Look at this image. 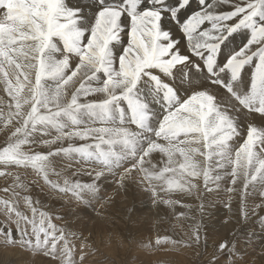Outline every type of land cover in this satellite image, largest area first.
<instances>
[{
	"label": "snow or ice",
	"instance_id": "1",
	"mask_svg": "<svg viewBox=\"0 0 264 264\" xmlns=\"http://www.w3.org/2000/svg\"><path fill=\"white\" fill-rule=\"evenodd\" d=\"M50 2L24 0L20 4L18 0V7L13 11L6 0H0V75L4 77L0 80V90L17 108L21 102L33 103L36 105L33 110L38 112L43 105L48 114L39 115L42 123L53 122L63 127L59 118L64 116L73 125H79L77 114L81 111L97 118V127L64 133L69 140L88 143H70L63 151L83 153L96 161V168L83 174L87 180H74L73 188L62 191L70 193L78 204L88 206L93 200L103 198L102 184L108 177L115 176L118 186L125 188L129 178L138 172L140 182L145 184L143 190L154 205L165 211L172 210L177 220L192 219L190 211L176 212L177 207L191 208L173 198L187 189L180 179L168 176L175 170L164 166V157L167 155L170 162L171 153L159 141H169L183 133L175 131L176 117L165 119L171 111L168 107L171 98L164 100L163 97L171 89L177 94V101L183 102L178 96L179 90L190 96L206 91L197 81L201 73L209 76V83L219 81L220 91L235 101V110L251 118L247 124L248 135L239 151L247 157L252 149L264 146V126H260L264 125V0H126L124 8L130 14H121L122 20L112 29L116 38L109 39L107 45L103 40H93L91 31L80 27L79 19L76 25L68 23V13L81 17L80 5L73 4L72 0H55L50 8ZM112 7L119 10V6L109 5L107 0H95L93 12L99 16ZM133 17L143 18L142 28L133 23ZM134 28L143 44L129 42ZM154 32L157 34L153 41ZM20 40L34 43L27 45V51L23 45L13 47ZM153 43L159 51H166L159 60L176 56L183 57V61L166 69L154 57L153 66L144 69L148 76L141 73L139 78L127 75L124 65L118 66L117 57L127 60L131 56L135 60L139 56L143 60L146 51L151 52ZM21 58L30 61L26 65L30 71L22 73L23 79L12 71L20 67ZM32 69L36 71L35 83L29 79ZM185 70H190L193 77L187 84L182 75ZM249 70L248 82L244 84V74ZM145 79L151 81V89L156 94L153 103L159 99L164 106L157 127L151 123L152 105L142 99L141 85ZM46 80L62 81L55 94L49 92ZM25 90L28 95L24 94ZM62 93L67 97L66 103H61ZM53 105L55 111H52ZM114 111L119 112L122 123L125 113L130 114L129 122L135 130L108 127ZM223 118L233 131L239 132V116L224 109ZM121 135L124 139L117 150L118 141L114 137ZM188 167V164L180 165L181 170ZM257 179L261 178L252 177ZM261 199L264 200V195ZM261 207L256 203L253 212L257 214V223L264 226V215H259ZM57 219L62 217L38 210L34 204L30 205V211L5 205L0 213V240L21 250L42 253L49 257V264H83L85 241L69 227L58 226L54 222ZM193 238L199 239L198 228ZM155 242L176 243L170 236L159 235ZM217 247L226 257L224 264H231L233 256L243 258L234 241L223 239Z\"/></svg>",
	"mask_w": 264,
	"mask_h": 264
},
{
	"label": "rangeland",
	"instance_id": "2",
	"mask_svg": "<svg viewBox=\"0 0 264 264\" xmlns=\"http://www.w3.org/2000/svg\"><path fill=\"white\" fill-rule=\"evenodd\" d=\"M15 1L18 2V0H6V3L9 6H11V9L13 11H15V9L18 7L17 4H14V3H16ZM51 1L52 2H50V8L55 4V0H51ZM84 1L86 2V4H79V0H72L73 4H78L82 7V13H81L80 18L74 17L72 14L68 13V15L70 17V19L68 20V23H70V24L72 23V25H76L77 20L79 19L80 27L91 31V33H92L91 35H92L93 40H98L100 38L101 40H103L105 42V45H107L109 39H112V38L115 39V35H113V33L111 34V31L113 28H116L117 24L120 22V20H122V17H120V19H119V16L122 13L125 15L130 14V13H128L126 11V9H124V7L122 8V6L119 5V10H116L115 7L106 8L105 12H103L99 16H96L93 12V5L95 3V0H84ZM19 2H21L23 4L24 0H19ZM14 5L16 8L14 7ZM109 5L117 6V4L115 5V4H111V3ZM86 11H88V12H86ZM109 12L112 14V17H111V14H109ZM108 16H109V18H107ZM104 19H105V26L102 29V27H103L102 22L104 21ZM106 19H107V21H106ZM118 20H119V22H117ZM111 23L115 26L113 27V25ZM133 23L142 28V26H143L142 24H144V21H143L142 17L141 18L133 17ZM138 24H140V25H138ZM110 28H112V29H110ZM153 28H155L154 24H153ZM102 30H103V32H102ZM134 31H136L135 28L133 29V33H130V35H132V36L134 35V37L129 42L130 43L139 42V44H142L143 40L139 38L140 33L139 32L134 33ZM137 33L139 34V37H138ZM93 34H95V35H93ZM156 34L157 33H155V32L153 33V39L154 40H155ZM120 35H123V33H120ZM30 43H34V42L20 40V41H18V43L16 45H13V47H20L21 45L27 46L25 44H30ZM153 45H152L153 47H152L151 52L146 51L147 54H145V57L143 60H141L139 56H136L135 60H133L132 57L129 56L127 61L123 57H117L118 66L124 65L125 66L124 71L127 75L132 76L134 78H139L141 73H144L145 77L148 76V73L144 72V69L153 66L154 57L157 58L156 63L159 66L166 68V69L169 68L174 63L179 64L183 61V59H182L183 57L175 58V56H173L174 58H172L171 60H159L158 57H160L162 55H166V51L161 52L155 48L156 47L155 44H153ZM127 51L128 50H125L126 55H127ZM154 51H156V52H154ZM46 59H47V57H46ZM134 67H135V69H134ZM182 75L184 78V82L186 84L189 82H192L193 77H192V72L190 70H185V72L182 73ZM203 76L205 77V79ZM189 77L191 79H189ZM208 77L209 76H205L204 74L201 73L198 81H200V79L201 80L203 79V81L198 85L204 89L205 88L208 89L210 87L216 88V89L219 88V81H217L216 83H209ZM210 78L211 77H209V79ZM153 79H155V77H153ZM246 79H247L246 74H244V78H243L244 84H245L244 80H246ZM82 82H83V80H81V83ZM61 83H62V81H59V80H46L45 81V85L47 86L48 90H51V91L52 90L57 91V88L59 87V85ZM241 87H243V85ZM141 91L143 93L142 99L146 100V98H147L148 103L152 105L153 119H152L151 123H152L153 127H156V126H158L157 123L159 124V119H160L161 114L163 115L164 106L160 102L159 99H157V102L153 103V98L156 96V94L151 89V81L145 79L141 85ZM202 92L203 91H198L197 94H202ZM176 95L177 94L172 93L171 89H169L168 92L165 93V96L163 97L164 100H168L169 98H171V103L168 105V107L171 109V111H169L168 116L165 117V119L168 120V119H171L173 117H176V118H183L184 117L187 119L188 118L195 119L196 122L194 123V125H189V124L188 125H181V126L175 125V128H176L175 131L177 133H183V134L173 137V139H174V140L172 139L173 141L172 140H169V141L160 140L159 141L160 144H162L166 149L169 150L172 158L174 156H176L178 153H180L181 151L188 152L190 149L195 147L196 144L193 143V140L190 139V136H193V138L196 140H201V141L206 140L208 142H211L213 138H219L220 137L221 139H224V140L229 139L228 142H234L232 145H233V147L235 146V149H234L235 151L232 154H230L229 157H226V158L222 157V154L224 152L223 150L217 151V148H216V150H214V152L212 153L211 151H208V149H207L206 151L208 152V154L205 156V161L203 163V166H204L203 172L200 174H195V175L192 174L193 172H190L189 175L194 177V179H196L195 181L192 179L193 183L197 184L199 181L201 183L200 189H199V191H197V193L195 195L196 196L195 197L196 202L194 201L193 196H190V194L192 193V188L189 187L186 183L184 184L182 182L181 183L185 186V188L187 190L183 191L182 193H178L177 195H175L173 197L174 199L182 200L185 204L189 203V202L185 201L186 197L192 198L191 199L192 200L191 208L187 209V210H190V211L192 210L193 212H194V210L196 211L195 217L198 219L197 226L201 227V228H199L200 239L196 240L197 244L199 243L197 246L190 244L188 241L190 236H191V231H188L186 233V235H182L181 233L178 232L179 229L177 228V219H175V217L169 219V217L167 218V216H165L166 218L158 216L160 221H158L159 219L158 220L154 219L155 218L154 217V214H155L154 203L152 201V198L143 190L145 187V184L140 182L138 172L133 174V176H135L137 174V179L131 181L125 188H120L118 186V181H117V178L115 176H113L109 182L105 180L102 184V188H103V191L105 194L103 196V198H97V199L93 200L88 206H84L82 204H78L76 202V200L74 198H72L70 193L66 194L65 191H62V189L67 190V189L73 188L74 185H73L72 181L78 180V175L76 176L75 179H71L67 183L65 181L61 184L60 182L57 181V179L62 178V177L57 178V176H55L56 172L54 174V173H51L50 171L47 170V168H49L50 166L46 167L45 171L47 172V174L45 173V171L44 172H42L43 170L41 171V167L39 165L36 166L37 170L34 169L33 165H31L30 168L27 166V168L30 170L29 172L31 174H29L26 170L22 171L21 165L18 164V163H20V160L17 159V157H18V153L16 151L17 147H15V145H14V144H16V142H17V144H20V141H18V139L22 135L27 134L29 131H33L34 134L39 139V141H41L42 143H47L49 141L44 140L45 135H47L45 132L54 131V135L52 137H55L56 139H58L59 136H63L64 133H66V132L72 133L74 130H77V129L97 127L98 124L95 122L97 120V118L90 116L87 112H84V111H81L80 113L77 114L78 119L80 120L79 125H73V123L64 116H61L59 118V121L63 125V129H64V132H62L63 133L62 134V133H60L61 127H58L56 123H53V122H43L42 123V122H40L39 115H41V114H38L37 118L32 120V118H29L26 116L24 118L23 117L24 111L23 112L19 111L16 113L17 116L14 117L11 113H9L8 111L4 110L3 107H1L0 116L2 117V119L3 118L4 119H3V121L0 122V131L2 132V133L0 132V135L2 134L0 136V144L2 145V146H0V148L2 147L1 152H0V191H1L0 192V195H1L0 196V203H1L0 204V213H3V211H4L3 209H4V206L6 203H7L6 205H8V207L10 209L13 208L14 206H16V207H19L21 209L27 208V209H29V211H30V205L34 204V206L38 210L41 209V210H45L47 212H50V213H52V215L54 217H57V216L62 217V219H57L54 222L58 226L69 227V229L71 231H75L77 233V235L79 237L83 238V240L85 241V244L83 245V247H84V251L86 253V256H85V259L83 261V264H86V263H88V264H124V263L125 264H162V263L163 264H185V263L186 264H213V260L215 258H219L217 261V264H224L226 257L223 256L218 251V247H216L214 245L215 242H212L208 237L203 239V235L201 234V231L203 229L202 227L205 226L206 228H208V227L210 228V227L221 226L223 223L228 222L230 219H232L234 217H238L239 223L236 224L237 225L236 229H234L232 227H228L225 230V232H226V236H225L226 238L225 239H227L229 242H232V241L235 242L236 250L242 254L243 258L237 259L235 256H233L232 260H231V264H255L256 259L261 257L260 254L264 250V242L262 241V240H264V226L257 223V219H258L257 214L254 213L253 209H252L256 203H260L261 205H263L262 199H261L262 196H260V195L262 193H264V146H257L256 148L252 149L251 153L247 157H245L244 172H243L241 178H239L240 176H238L236 174V172H237L236 171V159L238 156L237 152L238 153L240 152L239 150L241 148V145L244 143V138L248 135L247 123H248L249 119L244 120V119L240 118V120L238 121L239 132L237 133V132L233 131L232 128L229 126L228 122L226 120H224L223 110L221 109V107L218 106V108H212V107L210 108V106H206V105H204V103L203 104L199 103V106L201 107L200 110L194 111V109H192V106L190 105L192 102H194V100H193L194 95L190 96L189 93H185L183 91V89H180L178 96L183 97V102H178L176 99ZM184 97H186V98H184ZM0 104L2 105V104H4V102H2V100H1ZM220 105H222V107H223V105H226V104L222 102V103H220ZM18 109H20V108H18ZM202 109H204V113H206V114H202V112H203ZM55 110H56L55 108L52 109V111H55ZM190 110H192V111H190ZM187 111H189V112H187ZM215 111H216V113H215ZM126 114H128V113L126 112L125 116H126ZM193 114H196L197 117H195V115H193ZM209 114H212V115H209ZM2 115H4V116H2ZM44 115H46V114H44ZM207 115H209V116H207ZM233 116H236V114L233 113ZM5 117H8V118H5ZM23 119L24 120L26 119V120L23 121ZM126 120H127V118H125L124 122L122 123L120 120L119 112L114 111L113 112V118L111 121L108 122L107 126L112 128V129L128 128L131 130H135L134 125H132L129 122V119L127 120L128 122ZM157 120H158V122H157ZM242 120H243V122H242ZM31 121L33 123L34 128L30 130ZM12 126L13 127L15 126V127L13 128ZM21 126H22V128H21ZM8 127H10L11 130L7 133L3 129H7ZM225 128H226V130H225ZM4 132L7 134V136H6V134L4 135ZM41 132H43V133H41ZM18 136H20V137L17 139ZM63 138H65V137H63ZM3 139H5V140H3ZM114 139H116L118 141L117 145H115V147H117L118 145L120 146V144L123 142L124 138L121 135V136H115ZM50 141H54V139H52ZM84 143H88V142H84ZM71 144L79 145L81 143H77V144L71 143ZM220 144H222V142ZM3 146H5V148ZM63 146H64V148H66L68 146V144L63 145ZM63 146L61 145L57 148L62 153L61 154L62 156L60 157L57 155L55 157L62 158L63 155H64V157H66V156L68 157V158H65V160L68 161V168L66 167V170L73 171L71 163H74V162H75L74 164L76 166H77V162H78L83 167L86 166V167L93 169V170L96 168V161L94 159H89L83 153H76V152L66 153L63 151V149H64ZM105 147H107V146H105ZM54 149H56V148H54ZM5 152H7V153H5ZM2 153L4 155H6L7 157L3 156ZM218 154L221 157L217 156ZM13 156L15 158H13ZM4 158L6 161L4 160ZM48 158L52 159L51 156H49ZM34 161L36 162V159H32L30 162L33 163ZM4 162H5V165H4ZM7 163H9V164H7ZM22 163H24V162H22ZM33 164L36 165V163H33ZM42 165H43V167H45L43 163H42ZM178 166H179V163L176 161L175 165H174V170H175V171H173L174 173L177 172ZM5 167H7V169ZM228 167L231 169H229ZM38 168L40 169L39 171H38ZM226 168H228L227 171H226ZM51 169L55 170L56 168H51ZM248 169H249V171H248ZM228 171L230 174H228ZM40 172L43 173L42 177L38 174ZM22 173L23 174L28 173V176L26 177V180H25L26 184H27V182L32 181L33 183L37 184L36 185L37 187L34 186V184H31L33 187L31 185H29L26 189L27 191H23V190L21 191V189L18 190L17 188H16L17 190L13 189L16 185V183H12L13 182L12 180L14 179L13 177H15L17 175L21 176ZM79 173L81 174L79 180L85 181L88 179L87 176L83 175L84 174L83 171H79ZM200 175H201V177H200L201 179L198 178ZM254 176L260 177L261 179L252 180V177H254ZM212 178H214V179H212ZM209 179L214 180V183L220 189L219 192H214V190H213L214 187H212L211 183H208ZM226 179H229V181H227ZM1 180H4V182L2 183ZM9 180H10V183H8ZM107 182L110 185L106 184ZM227 182H228V184H227ZM221 183L226 184V185H221ZM258 184H260L261 186ZM243 185H245V186H243ZM104 186H106L107 188L109 187L108 190H106L107 188ZM10 187L12 188L11 190H10ZM259 187H261V188H259ZM6 188H8L9 191L5 190ZM127 188L129 189L128 196L130 198H132L133 201L131 203V206H129V208L127 210H123L122 212L119 213V210L122 208L116 207V209H115L112 207V205L114 204L115 201L120 202V200L116 199L117 195H115V192L119 189L121 191L125 192ZM139 188H140V190H139ZM2 189H4V190H2ZM259 190H261V192H262L261 194L259 193ZM29 192H31L33 196H31V193H29ZM27 194H29L28 195L29 197L25 196ZM182 195L184 196L183 198H182ZM4 198H6V199L3 200ZM199 199H201V201ZM137 200H139V201H137ZM58 201H59V203H58ZM147 202H149V203L147 204ZM151 202L153 205L151 204ZM11 203H12V205H11ZM242 203L245 204L244 209L247 210L245 213H244V210L242 209ZM91 206H92V209H91L92 213L89 214L87 211H89L88 208H91ZM148 207L150 209H148ZM111 208H112V210H111ZM129 209L132 210L131 214L129 213ZM139 209H140V212H139ZM1 210H3V211H1ZM123 212H125V213H123ZM151 212H153V213H151ZM75 213L79 217H76L74 215ZM262 213H264V211L260 212L259 215H264ZM112 214H114V215H112ZM117 214H118V216H117ZM151 214H152V216H148ZM246 215H248V217H246ZM131 216L133 217V220L138 224V227L143 229L142 231H137L135 234V239L132 240L135 248H133V247L131 248V246H129V244L132 245V243H130L129 238H128V240H125L126 238H124L123 235H121V237H117V239H119V240H117L115 238V236L112 234L113 232L109 233V235L112 238L109 239V237L104 235V237H103L105 240L104 242L98 241V237L96 235H94L93 230H95L94 229L95 224L93 225V223H95V222L97 223L100 218H101L100 221H102V219H103L104 222L110 221V223H112V224H114L116 221L117 222L123 221L124 223L126 222L125 223L126 225L121 224L119 227H122L123 230L125 228L126 231H129L131 229V227L128 226V228H129L128 229L127 224H128V221L131 219ZM106 217H107V220H105ZM118 217H120V218H118ZM112 220L114 223L112 222ZM141 221H143V222H141ZM143 223L146 225L143 226L144 225ZM161 223H165V224H167V226L164 224L162 225ZM168 225H170L173 229ZM173 225H175L176 227ZM124 226H126V227H124ZM154 226L155 227L160 226L159 231H156L158 229H156ZM163 226H165V227H163ZM144 228H146V229H144ZM149 228H150V230H149ZM210 231H212V230L210 229ZM168 232H170L171 235ZM144 233H147V234H144ZM239 233H244L245 234L244 238L243 237L238 238L237 235ZM172 234H173V236H172ZM158 235L159 236L160 235L170 236V237H172V239L174 241H176V243L162 242V243L157 244L155 242V239ZM180 236H183V237L181 238ZM93 237H95V238H93ZM185 237H187V238H185ZM89 240H90V242H89ZM94 240H96V241H94ZM249 240H250V242H248ZM95 242L97 243L98 246L95 245L96 244ZM112 242H113V244H112ZM211 242H212V244H211ZM76 244L78 245V247L80 246V240L79 239L76 240ZM118 244H119V247L117 248ZM198 246H199V248H198ZM0 247H1L0 258L5 254L4 252H11V253L13 252V255H14V252H16V253L20 252L19 256H23L24 253L29 254L28 256H30V258L29 257L26 258V262H25L26 264H35L36 262L33 259L34 257H38V258L41 257L44 259V260H42V262L40 264H49V261H48L49 257H45V255H43L42 253H32L30 251L21 250L19 248L4 244V242L2 240H0ZM114 248H117V251ZM130 249H132L133 252L130 251ZM21 251H23L24 253H22ZM127 252L129 253V255ZM2 253H4V254H2ZM114 254H117V255H114ZM157 256H158V258H157ZM170 256H172V257H170ZM174 258L176 259V261L171 260ZM22 259H23V257L21 258V260ZM117 259L119 261H117ZM119 262H121V263H119Z\"/></svg>",
	"mask_w": 264,
	"mask_h": 264
},
{
	"label": "bare ground",
	"instance_id": "3",
	"mask_svg": "<svg viewBox=\"0 0 264 264\" xmlns=\"http://www.w3.org/2000/svg\"><path fill=\"white\" fill-rule=\"evenodd\" d=\"M16 3H14V4H17L18 5V2L17 1H15ZM52 2V1H51ZM92 2V1H91ZM107 2H108V4H117V6H119V5H121L122 6V8L124 7V3L126 2V0H107ZM20 4H22L21 2H19ZM53 4V3H52ZM79 4H86V2L84 1V0H79ZM14 7H15V5H14ZM16 8V7H15ZM125 9V8H124ZM86 12H88V11H86ZM105 12V11H104ZM70 14H72V13H70ZM87 14V13H86ZM109 14H111L110 12H109ZM120 15V14H119ZM118 15V16H119ZM85 16V15H84ZM90 16V15H89ZM117 16V17H118ZM72 17V16H71ZM105 17V16H104ZM111 17H112V14H111ZM120 17H122L121 15L119 16V19H120ZM90 18V17H89ZM107 18H109V16L107 17ZM82 19V18H81ZM97 19V18H96ZM114 19V18H113ZM106 21H107V19H106ZM121 21V20H120ZM84 22V21H83ZM97 22V21H96ZM117 22H119V20L117 21ZM70 24V23H69ZM72 24V23H71ZM112 24V23H111ZM110 24V25H111ZM92 25V24H91ZM96 25V24H95ZM102 25H103V27H102V29L104 28V26H105V19H104V21L102 22ZM113 25V24H112ZM138 25H140V24H138ZM143 25V24H142ZM155 25V24H154ZM115 25H113V27H114ZM143 27V26H142ZM100 28V27H99ZM90 29V28H89ZM110 29H112V28H110ZM93 30V29H92ZM105 30V29H104ZM108 30V29H107ZM26 31V30H25ZM102 32H103V30H102ZM136 31H134V33H135ZM92 34V33H91ZM111 34H112V31H111ZM138 34V33H137ZM93 35H95V34H93ZM105 35V34H104ZM107 35V34H106ZM133 37H134V35H133ZM138 37H139V34H138ZM116 38V37H115ZM140 38V37H139ZM100 39V38H99ZM98 39V40H99ZM106 39V38H105ZM112 39H114V38H112ZM135 39V38H134ZM101 40V39H100ZM153 41H154V39H153ZM143 44V43H142ZM154 44V43H153ZM25 45H28V44H25ZM154 46V45H153ZM152 46V47H153ZM234 47V46H233ZM156 48V47H155ZM157 49V48H156ZM25 50L27 51L28 50V48H27V46H25ZM154 52H156V51H154ZM134 55H135V53H133ZM147 54V53H146ZM154 54V53H153ZM157 54V53H156ZM174 58V57H173ZM175 58H177L176 56H175ZM183 59V58H182ZM127 61V60H126ZM30 61H28V60H26V59H24V58H21L20 59V61L18 62L19 64H20V67L19 68H13L12 69V71H14L17 75H20V78L21 79H23L24 77H23V75H22V73H24V74H26V73H29V69L26 67V65L29 63ZM33 63H34V61H32ZM142 62V61H141ZM144 64V63H143ZM147 64V63H146ZM130 67V66H129ZM141 67V66H140ZM134 69H135V67H134ZM144 69V68H143ZM133 70V69H132ZM84 70H82V72H83ZM246 74V80H244V82H245V84H247V82H248V78H249V76H250V70L248 71V72H246L245 73ZM35 77H36V71H35V69H32L31 70V73H30V76H29V79L33 82V83H35ZM204 77V76H203ZM3 75H0V80H3ZM13 79V83H15V78L13 77L12 78ZM189 79H191L190 77H189ZM193 79V78H192ZM204 79H205V77H204ZM207 79V78H206ZM211 79V78H210ZM209 79V77H208V80H210ZM203 81V79L201 80L200 79V81H198L197 83L198 84H200L201 82ZM217 82V81H216ZM175 83H179V81H176ZM190 83V82H189ZM47 87V86H46ZM68 87H72V85H69ZM206 89V91H203L202 92V94H196V95H194V97H193V100H194V102H192L190 105L192 106V109H194V111H199L200 110V106H199V103L200 104H203L204 103V105H206V106H210V108L212 107V108H218V106L219 107H221V109L222 110H224V109H228L229 111H231V113H232V115H233V113H235L236 114V116H239L241 119H246V120H250L251 118L250 117H248V116H246L242 111H240V112H237L236 110H235V108H236V105H235V101L234 100H232V99H230V97L228 96V95H226L225 93H223V92H221L220 91V89L219 88H212V87H210V88H205ZM49 92L50 93H52V94H55V92L56 91H54V90H49ZM25 95H28L29 93L27 92V90H25V93H24ZM213 97H215L216 99H215V101L213 100ZM183 98V97H182ZM184 98H186V97H184ZM149 99V98H148ZM1 100H2V102H4V104H0V109H1V107H3L4 108V110H6V111H8L9 113H11L14 117L15 116H17L16 115V113L17 112H23L24 111V115H23V117L25 118V116L26 117H29V118H32V120L33 119H35V118H37V115H38V113L39 114H41V115H44V114H47V110L46 109H44V107H43V105H40L39 106V108H38V112L37 111H34L33 109L36 107V105H34L33 103H28V104H24L23 102H21V106L19 107L20 109H18L17 107H15L14 106V102L13 101H11L10 100V98L8 97V95L3 91V90H0V102H1ZM146 100H147V98H146ZM67 102V97H64L63 96V93H62V96H61V103H66ZM225 103L226 105H223V107H222V105H220V103ZM9 104H13V106L12 107H9ZM55 108V106L53 105V108L52 109H54ZM203 110V112H202V114H206V113H204V109H202ZM156 111V110H155ZM190 111H192V110H190ZM187 112H189V111H187ZM212 112V111H211ZM208 113V112H207ZM214 113V112H213ZM215 113H216V111H215ZM218 113V112H217ZM5 115V114H4ZM4 115H2V116H4ZM11 115V116H12ZM162 115V114H161ZM193 115H195V117H197L196 116V114H193ZM209 115H212V114H209ZM209 115H207V116H209ZM7 116V115H6ZM9 117V116H8ZM8 117H5V118H8ZM125 118H127V120L128 119H130V114H126V116H125ZM156 118V117H155ZM200 118V117H199ZM202 118V117H201ZM205 118V117H204ZM4 119V118H3ZM3 119H2V117L0 116V122L1 121H3ZM26 120V119H25ZM24 119H23V121H25ZM126 120V121H127ZM22 121V122H23ZM128 122V121H127ZM156 122V121H155ZM157 122H158V120H157ZM196 121H195V119H190V118H176L175 119V121H174V124L175 125H179V126H181V125H194V123H195ZM225 122V121H224ZM242 122H243V120H242ZM248 124V123H247ZM257 124L259 125V121H257ZM156 125V124H155ZM157 125H158V123H157ZM30 126H31V128H30V130L31 129H33L34 128V126H33V123H32V121H31V124H30ZM243 126V125H242ZM260 126H264V125H260ZM13 127V126H12ZM15 127V126H14ZM13 127V128H14ZM157 127V126H156ZM21 128H22V126H21ZM2 129V128H1ZM84 129V128H83ZM176 129V128H175ZM185 129V128H184ZM3 130H5L7 133L11 130V128L10 127H8L7 129H3ZM225 130H226V128H225ZM60 133H62V132H64V129H63V127H61V129H60ZM1 132V131H0ZM214 132V131H213ZM2 133V132H1ZM41 133H43V132H41ZM47 135H45V138H44V140H46V141H49V142H47V143H42L41 141H39V139L37 138V136L34 134V132L33 131H29L27 134H24V135H22L21 137L20 136H18L17 137V139H18V141H20V144H17V142H16V144H14L15 145V147H17L16 148V151H17V153H18V157H17V159L18 160H20V163H18V164H20L21 165V169H22V171H27L29 174H31L29 171V169L27 168V166L30 168V166L31 165H33V167H34V169L35 170H37V165H39L40 167H41V171L42 172H44L45 170H46V167H48V166H50L49 168H47V170L48 171H50L51 173H54L55 174V172H56V175L55 176H57V178H59V177H62V178H59V179H57V181L58 182H60L61 184L63 183V182H65V181H67V182H69L71 179H75L76 178V174L77 173H79V171H83V173H85V172H89V171H93V169H90V168H88V167H83L82 165H80L78 162H77V166L74 164V163H71V165H72V170L73 171H69V170H66V167L68 168V161H66L65 160V158H68L67 156L66 157H64V155H63V157L62 158H60L62 155V153L60 152V150L59 149H57L59 146H63V145H67V144H69V143H84V142H82V141H79V140H69V139H65V138H63V137H65L64 135L63 136H59L58 137V139H56L55 137H52L53 135H54V131H52V132H45ZM6 133L4 132V135H5ZM63 134V133H62ZM2 135V134H1ZM0 135V136H1ZM192 135V134H191ZM6 136H7V134H6ZM190 136V135H189ZM15 137V136H14ZM50 137V138H49ZM202 137V136H201ZM228 137V136H227ZM3 138V137H2ZM198 138V137H197ZM52 139H54L56 142L55 143H53V141H50V140H52ZM173 139V138H172ZM171 139V140H172ZM190 139H192L193 140V143H195L196 145H195V147H193L192 149H190L188 152H185V151H181L180 153H178L176 156H174L173 158L171 157L170 158V162H169V158H168V156L166 155L165 157H164V166L165 167H168V168H172V169H174V165H175V162L177 161L178 163H179V166H178V168H177V172H171V173H168V176L169 177H176L177 179H180L181 180V182L182 183H186L189 187H191L192 188V193L190 194V196H193V198H194V201L196 202V200H195V195H196V193H197V191H199V189H200V181L196 184V183H193V181H192V179L195 181L196 179H194V177H192V176H190L189 174H190V172H193V173H195V174H200V173H202L203 172V163H204V161H205V156L208 154V152L206 151L207 149H208V151H211L212 153L214 152V150H216V148H217V151H219V150H223L224 152H223V154H222V157L223 158H226V157H229V155L230 154H232L235 150V146L233 147V143L234 142H228L229 141V139L228 140H224V139H221L220 137L219 138H213L212 139V141L211 142H208V141H206V140H204V141H201V140H196V139H194L193 138V136H190ZM3 140H5V139H3ZM174 140V139H173ZM172 140V141H173ZM10 142V141H9ZM171 142V141H170ZM222 142V144H220ZM5 143V142H4ZM7 143V142H6ZM117 145V144H116ZM0 146H2L1 144H0ZM9 146V145H8ZM4 148H5V146H3ZM2 148V147H1ZM1 148H0V152H1ZM54 148H56V149H54ZM63 148H64V146H63ZM237 148V147H236ZM7 149V148H6ZM116 149L117 150H119L120 149V146L118 145L117 147H116ZM232 151V152H231ZM5 153H7V152H5ZM64 153V152H63ZM258 153V152H257ZM3 154V153H2ZM65 154V153H64ZM9 155V154H8ZM60 156V157H55V156ZM237 159H236V174L238 175V176H240L239 178H241V176H242V174H243V172H244V168H245V155H244V153H242V152H237ZM3 156H6V155H4L3 154ZM2 156V157H3ZM11 156V155H10ZM16 156V155H15ZM49 156H51V158L52 159H49L48 157ZM217 156H220L219 154L217 155ZM7 157V156H6ZM5 157V158H6ZM12 157V156H11ZM55 157V158H54ZM221 157V156H220ZM260 157V156H259ZM258 157V158H259ZM5 158H4V160H5ZM13 158H15L14 156H13ZM36 159V162L34 161L33 163H36V165H34L33 163H31L30 161L32 160V159ZM54 158V159H53ZM73 158V157H72ZM7 159V158H6ZM12 159V158H11ZM3 160V159H2ZM6 161V160H5ZM9 161V160H8ZM12 161V160H11ZM14 161V160H13ZM16 161V160H15ZM47 161V162H46ZM228 161V160H227ZM22 162H24V163H22ZM14 163V162H13ZM22 163V164H21ZM42 163L44 164V166L45 167H43V165H42ZM7 164H9V163H7ZM11 164V163H10ZM181 164H188L189 165V167L187 168V169H185V170H181V168H180V165ZM4 165H5V162H4ZM231 167V166H230ZM6 169H7V167H5ZM10 168V167H9ZM51 168H56L55 170H52ZM229 168V167H228ZM228 168H226V171H227V169ZM229 169H231V168H229ZM40 169L38 168V171H39ZM248 171H249V169H248ZM42 172H40V173H38L41 177H42V175H43V173ZM28 173H25V174H23L22 173V175L21 176H19V175H17V176H15V177H13L14 179L12 180L13 182L12 183H16V185H15V187L13 188V189H15V190H19V189H21V191L23 190V191H27L26 189H27V187L29 186V185H31V184H34V186H36L37 184L36 183H33L32 181H29V182H27V184H26V177L28 176ZM45 173L47 174V172L45 171ZM80 174V173H79ZM228 174H230L229 173V171H228ZM15 175V174H14ZM50 175V174H49ZM81 175V174H80ZM80 175H78V180H79V178H80ZM52 176V175H51ZM54 176V175H53ZM3 177V176H2ZM113 176H110V177H108V179L106 180V181H110V179L112 178ZM201 177V175L198 177V178H200ZM213 177V176H212ZM215 178V177H214ZM214 178H212V179H214ZM137 179V174L135 175V176H131L130 178H129V180H128V182H127V185L131 182V181H133V180H136ZM201 179V178H200ZM212 179H209L208 180V183H211V185H212V187H214V192H219V188H218V186L214 183V180H212ZM217 180V179H216ZM227 181H229V179H226ZM2 181V183L4 182V180H1ZM6 181V180H5ZM25 181V182H24ZM49 181V180H48ZM202 181V180H201ZM225 181V180H224ZM57 182V183H58ZM104 182V181H103ZM106 183V184H109V183ZM8 183H10V180H9V182ZM262 183V182H261ZM227 184H228V182H227ZM255 184V183H254ZM6 185V184H5ZM24 185V186H23ZM57 185V184H56ZM110 185V184H109ZM221 185H226V184H222L221 183ZM257 185V184H256ZM258 185H260V184H258ZM32 186V185H31ZM108 186V185H107ZM243 186H245V185H243ZM249 186V185H248ZM261 186V185H260ZM6 187V186H5ZM9 187V186H8ZM33 187V186H32ZM37 187V186H36ZM104 187H106V186H104ZM256 187V186H255ZM17 188V189H16ZM107 188V187H106ZM105 188V189H106ZM109 188V187H108ZM108 188L106 189V190H108ZM206 188V187H205ZM259 188H261V187H259ZM263 188V187H262ZM12 188L10 187V190H11ZM62 189V188H61ZM2 190H4V189H2ZM5 190H8L9 191V189L8 188H6ZM14 190V191H15ZM139 190H140V188H139ZM142 190V189H141ZM202 190V189H201ZM1 192V191H0ZM32 192V191H31ZM31 192H29V193H31ZM128 192H129V189L127 188L126 189V191L124 192V191H121L120 189L119 190H117L116 192H115V195H117L116 196V199H118V200H120V202H117V201H115L114 202V204L112 205V207L113 208H115L116 209V207H120V208H122V209H120L119 210V213L120 212H122L123 210H127L128 208H129V206H131V203H132V201H133V199L132 198H130L129 196H128ZM135 192V191H134ZM141 192V191H140ZM241 192V191H240ZM4 193V192H3ZM28 193V192H27ZM259 193L261 194L262 192H261V190H259ZM19 194V193H18ZM3 195V194H2ZM16 195V194H15ZM29 194H27V195H25V196H27V197H29L28 196ZM262 195H264V193H262L260 196H262ZM1 196V195H0ZM31 196H33L32 195V193H31ZM114 197V196H113ZM184 196L182 195V198H183ZM22 198V197H21ZM2 199V198H1ZM6 198H4L3 200H5ZM144 199V198H143ZM192 198L191 197H186V199H185V201H187V202H189L188 203V205H191L192 204V200H191ZM204 199V198H203ZM2 200V201H3ZM200 201H201V199H199ZM55 201V200H54ZM137 201H139V200H137ZM256 201V200H255ZM4 202V201H3ZM2 202V203H3ZM34 202V201H33ZM145 202V201H144ZM6 203V202H5ZM57 203V202H56ZM58 203H59V201H58ZM149 202H147V204H148ZM262 203H263V205H262V207H261V209H260V212H263L264 211V200H262ZM1 204V203H0ZM7 204V203H6ZM5 204V205H6ZM10 204V203H9ZM112 204V203H111ZM151 204H152V202H151ZM11 205H12V203H11ZM60 205V204H59ZM146 205V204H145ZM153 205V204H152ZM202 205V204H201ZM204 205V204H203ZM3 206V205H2ZM1 206V207H2ZM8 206V205H7ZM57 206V205H56ZM147 206V205H146ZM149 206V205H148ZM248 206V205H247ZM106 207V206H105ZM134 207V206H133ZM154 207H155V214H154V219H156V220H158L159 218H158V216L159 217H165V216H167V218L169 217V219L170 218H173V217H175L174 216V213H173V211L172 210H167V211H165L164 209H163V207H161V208H159V207H157L156 205H154ZM203 207V206H202ZM244 207H245V204L244 203H242V209L244 210V213L247 211L246 209H244ZM108 208V207H107ZM135 208V207H134ZM91 209H92V206H91V208H88V210L89 211H87L89 214L90 213H92V211H91ZM118 209V208H117ZM148 209H150L149 207H148ZM253 209V208H252ZM4 210V209H3ZM3 210H1V211H3ZM85 210V209H84ZM83 210V211H84ZM87 210V209H86ZM106 210V209H105ZM109 210V209H108ZM111 210H112V208H111ZM138 210V209H137ZM182 210H185V211H190V210H187V209H180L179 207H177V209H176V212H179V211H182ZM107 211V210H106ZM115 211V210H114ZM118 211V210H117ZM112 212V211H111ZM139 212H140V209H139ZM144 212V211H143ZM259 212V213H260ZM86 213V212H85ZM84 213V214H85ZM108 213V212H107ZM115 213V212H114ZM123 213H125V212H123ZM150 213V212H149ZM151 213H153V212H151ZM195 213H196V211L194 210V212L191 210L190 211V214H191V217H192V219H183V220H177V228L179 229L178 230V232L179 233H181L182 235H186V233L188 232V231H191V236H190V238H189V243L190 244H192V245H198L197 244V239H194L193 237H194V232H195V228H201V227H199V226H197V224H198V219L195 217ZM55 214V213H54ZM111 214V213H110ZM262 214H264V213H262ZM60 215V214H59ZM76 217H79L76 213L74 214ZM112 215H114V214H112ZM122 215V214H121ZM120 215V216H121ZM127 215V214H126ZM86 216V215H85ZM89 216V215H88ZM117 216H118V214H117ZM125 216V215H124ZM129 216V215H128ZM148 216H152V214L151 215H148ZM102 217V216H101ZM246 217H248V215H246ZM95 218V217H94ZM93 218V219H94ZM110 218V217H109ZM118 218H120V217H118ZM166 218V217H165ZM99 219V218H98ZM140 219V218H139ZM138 219V220H139ZM101 220V218L99 219V221L96 223H93V225L95 224V226H94V229L95 230H93V232H94V235H96L97 237H98V241H100V242H104L105 240H104V235L105 236H107V237H109V239H111L112 237L109 235V233H112L114 236H115V238L117 239V237H121V235H123V237L124 238H126L125 240H128V238H129V240H130V243H132V245H130L129 243V246H131V248L133 247V248H135L134 247V243L132 242V240L133 239H135V234H136V232L137 231H142L143 229L142 228H139L138 227V224L133 220V217L131 216V219L128 221V224H127V228H128V226L129 227H131V229L129 230V231H126V229L124 228V230H123V228L122 227H119L121 224H124V225H126L123 221H119V222H113V220H112V222L114 223V224H112V223H110V221H108V222H104L103 221V219H102V221H100ZM105 220H107V217H106V219ZM111 220V219H110ZM120 220V219H119ZM151 220V219H150ZM115 221V220H114ZM158 221H160V219L158 220ZM139 222V221H138ZM141 222H143V221H141ZM92 223V222H91ZM148 223V222H147ZM159 223V222H158ZM157 223V224H158ZM239 223V219H238V217H234V218H232V219H230L228 222H226V223H223L221 226H217V227H208V228H206L205 226H203L202 228V231H201V234L203 235V239H205V238H209L212 242H215V246L217 247V245H218V243L221 241V240H223V239H225L226 237V232H225V230L228 228V227H232V228H234V229H236V227H237V225L236 224H238ZM144 224V223H143ZM142 224V225H143ZM156 224V225H157ZM162 225L164 224V225H166L167 226V224H165V223H161ZM169 224V223H168ZM146 224H144L143 226H145ZM171 225V224H170ZM170 225H168V226H170ZM92 226V225H91ZM90 226V227H91ZM173 226H175V225H173ZM193 226H195V228L193 227ZM89 227V228H90ZM124 227H126V226H124ZM155 227V226H154ZM160 227V226H159ZM159 227H155L156 229H158V230H156V231H159ZM163 227H165V226H163ZM171 227V226H170ZM169 227V228H170ZM176 227V226H175ZM151 228V227H150ZM150 228H149V230H150ZM172 228V227H171ZM91 229V228H90ZM129 229V228H128ZM144 229H146V228H144ZM167 229V228H166ZM173 229V228H172ZM210 229L212 230V231H210ZM169 230V229H168ZM167 230V231H168ZM148 231V230H147ZM163 231V230H162ZM175 231V230H174ZM106 232V233H105ZM166 232V231H165ZM200 232V231H199ZM229 232V231H228ZM169 234H170V232H168ZM144 234H147V233H144ZM161 234V233H160ZM164 234V233H163ZM167 234V233H166ZM165 234V235H166ZM168 234V235H169ZM171 235V234H170ZM178 235V234H177ZM144 236V235H143ZM160 236H162V235H160ZM172 236H173V234H172ZM244 236H245V234L244 233H239L238 235H237V237L239 238H241V237H243L244 238ZM181 238L183 237V236H180ZM189 237V236H188ZM236 237V238H237ZM93 238H95V237H93ZM185 238H187V237H185ZM199 239H200V236H199ZM115 240V239H114ZM117 240H119V239H117ZM177 240V239H176ZM191 240V241H190ZM259 240V239H258ZM92 241V240H91ZM94 241H96V240H94ZM97 241V242H98ZM185 241V240H184ZM263 242H264V240H262ZM88 242V241H87ZM89 242H90V240H89ZM93 242V241H92ZM118 242V241H117ZM212 242H211V244H212ZM96 243V242H95ZM99 243V242H98ZM112 244H113V242H112ZM262 244V243H261ZM95 245H97V243L95 244ZM98 246V245H97ZM183 246V245H182ZM119 247V244H118V246H117V248ZM88 248V247H87ZM117 248H114L116 251H117ZM179 248V247H178ZM198 248H199V246H198ZM0 249H1V247H0ZM129 249V248H128ZM104 250V249H103ZM2 251V250H1ZM14 251V250H13ZM19 251V250H18ZM17 251V252H18ZM130 251H132L133 252V250L132 249H130ZM261 251V250H260ZM22 253H24L23 251H21ZM106 252V251H105ZM5 253V254H4ZM4 253H2V254H4L1 258H0V264H26L25 262H26V258L27 257H29L30 258V256H28L29 254H26V253H24V255L23 256H19V254H20V252H18V253H16V252H14V255H13V252L11 253V252H4ZM128 253V252H127ZM151 253V252H150ZM256 253V252H255ZM259 253V252H258ZM1 254V253H0ZM122 254V253H121ZM149 254V253H148ZM107 255V254H106ZM114 255H117V254H114ZM128 255H129V253H128ZM261 255V257L260 258H258V259H256V263L255 264H264V250H263V252L260 254ZM120 256V255H119ZM150 256V255H149ZM255 256V255H254ZM257 256V255H256ZM23 257V259L21 260V258ZM103 257V256H102ZM162 257V256H161ZM170 257H172V256H170ZM122 258V257H121ZM157 258H158V256H157ZM34 259V261L36 262L35 264H40L41 262H42V260H44L43 258H41V257H34L33 258ZM152 259V258H151ZM178 259V258H177ZM123 260V259H122ZM172 261H176V259L174 258V259H171ZM117 261H119L118 259H117ZM121 261V260H120ZM155 261V260H154ZM153 261V262H154ZM157 261V260H156ZM32 262V261H31ZM48 262V261H47ZM119 263H121V262H119ZM123 263V262H122ZM86 264H88V263H86ZM125 264V263H124ZM163 264V263H162ZM186 264V263H185Z\"/></svg>",
	"mask_w": 264,
	"mask_h": 264
}]
</instances>
